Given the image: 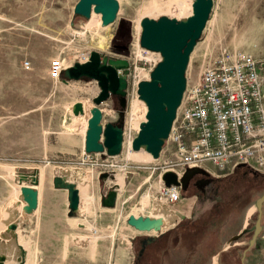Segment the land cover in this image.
I'll return each mask as SVG.
<instances>
[{
  "label": "rangeland",
  "instance_id": "374dc122",
  "mask_svg": "<svg viewBox=\"0 0 264 264\" xmlns=\"http://www.w3.org/2000/svg\"><path fill=\"white\" fill-rule=\"evenodd\" d=\"M78 1L0 0V238L9 236L5 233L6 223L17 215L13 208L18 191L15 179L35 172L41 193L46 194L52 187L54 177L65 176L76 183L81 196L80 213L75 218L83 227L75 226L71 231L67 225L70 235L64 240L65 253L46 254V264H135L141 242L147 237L159 239V244L146 249L147 243L146 256L138 264H240L251 235L235 244L229 242L244 226L251 228L255 224V202L264 194V186L245 185L255 194L245 192L243 198L230 196L223 200L222 207L226 208L216 217L221 231L215 237L201 229L191 231L189 223L179 228L183 222L198 218L197 194L182 192V202L172 210L158 203L155 169L159 161L141 162L138 159L142 157L136 156H128V165L133 167L131 174L120 170L101 179L98 170L89 168L96 157L83 162L80 156L93 99L100 92L97 82L69 81L63 74L54 81L49 76L50 62L57 58L71 67L79 63L80 55L98 52L101 58L130 57L131 73L140 81L145 80L142 65L131 54L139 42L140 20L177 18L189 12L193 0H117V18L107 27H101V19L98 26H88L90 19L75 15ZM101 42L103 49H99ZM122 44L127 50L116 48ZM222 49L264 59V0H213L207 25L190 56L186 81L190 84L197 79ZM24 63H29L28 69ZM192 66L194 75L189 77ZM79 102L84 114L74 116L71 108ZM100 108L103 124L124 126L126 109L120 110L117 97L111 96ZM135 122L138 124L139 120ZM136 153L140 155V151ZM117 160L118 164L124 162L120 157ZM118 177L121 183L116 182ZM25 183L31 185L29 181ZM110 190L116 191L117 201L113 208H106L101 201ZM10 210H14L12 216ZM250 210L252 214L248 216ZM159 211L167 220L176 219L163 231L162 239V235L140 233L127 224L129 216L155 217ZM196 219V225L204 223L205 227L211 222L208 218L204 222ZM261 226L262 238L255 247L247 249L243 264H264V205ZM3 243L6 242L0 243V256H5V264L17 262L18 256L13 257L2 248ZM10 243L12 239L6 245ZM229 249L233 253L224 256ZM40 258L39 253L32 256L35 264L42 261Z\"/></svg>",
  "mask_w": 264,
  "mask_h": 264
},
{
  "label": "water",
  "instance_id": "95a60500",
  "mask_svg": "<svg viewBox=\"0 0 264 264\" xmlns=\"http://www.w3.org/2000/svg\"><path fill=\"white\" fill-rule=\"evenodd\" d=\"M213 9V0H193L189 12L177 18L162 16L155 19L142 18L140 20L139 44L142 48L158 53L161 60L149 74V80H142L137 86V95L146 106V113L141 118L137 128L136 137L132 141L134 152L143 149L153 160H158L165 140L168 138L176 113L181 105L183 94L186 90V71L189 65L190 56L193 53L197 42L207 25ZM119 4L117 0H79L74 7V14L86 20L90 19L91 13L101 16V27L114 24ZM122 50H127L123 47ZM123 71L119 76L118 71ZM129 63L125 59L101 58L98 52H91L86 63H75L73 66L63 71V77L69 81L91 80L98 84L99 94L93 99L94 107L90 110V118L87 121V130L84 139V152L86 154L105 153L108 156H117L122 148V128L112 123L103 124V112L100 105L106 102L111 96L118 99L119 108L123 112L126 108V88ZM74 116L83 115V105L76 103L70 111ZM244 168V166H239ZM254 177L259 174L250 172ZM197 176L206 177L209 175L199 169H186L180 181L171 172H165L161 176L166 187L180 186L182 192H186L191 180ZM107 174H102L101 179H106ZM29 181L31 185H22ZM20 184V196L25 206L24 214L27 216L25 225L34 224L33 212L38 205L39 185L37 173L20 174L17 180ZM209 182H207L208 184ZM53 187L58 190L67 191L69 217H73L79 208V190L72 182L67 181L62 176L53 178ZM117 201V193L110 190L102 198V205L106 208H113ZM264 204V194L255 202L257 218L253 227V234L248 242L251 248L262 230V206ZM12 216V212H9ZM127 224L140 233L155 232L163 235L162 219L129 216ZM22 225V224H21ZM15 226L6 225V234H13ZM246 226L229 243H236L245 233ZM154 239L147 237L142 240L141 255L147 243ZM227 247L224 249L226 250ZM247 249L243 252L241 263L245 258ZM5 263V256H0V264ZM19 264H23L22 260Z\"/></svg>",
  "mask_w": 264,
  "mask_h": 264
},
{
  "label": "built area",
  "instance_id": "2783aa9c",
  "mask_svg": "<svg viewBox=\"0 0 264 264\" xmlns=\"http://www.w3.org/2000/svg\"><path fill=\"white\" fill-rule=\"evenodd\" d=\"M131 54L142 65L143 79L149 80L150 72L161 60L160 55L142 48L139 42L132 47ZM89 56L82 54L77 61L86 63ZM120 59L129 63L126 76L127 117L122 127L121 153L117 156H108L105 151L86 154L83 148L80 154L83 162L96 157L89 168L98 170L99 177L102 174L110 176L120 170H124L125 175L131 174L133 167L128 165V156L134 152L131 146L137 132L135 116L140 123L146 113L141 115L146 106L137 95L141 78L137 79L139 76L131 73L130 57ZM24 66L28 69L29 63H24ZM69 67L70 64L63 59L51 61L50 78L58 81ZM118 75L122 76L123 71L119 70ZM123 155L127 157L123 158ZM119 157L124 161L122 164H118ZM154 161H159L155 169L159 182L156 201L169 209L183 199L180 186L164 185L161 176L165 172L175 174L180 181L186 169L199 168L210 178L218 179L230 176L239 166H244L250 172L264 176V59H255L242 51L222 49L197 79L190 84L187 81L169 136L159 159ZM143 217L156 218L150 214Z\"/></svg>",
  "mask_w": 264,
  "mask_h": 264
},
{
  "label": "crops",
  "instance_id": "0c3cea01",
  "mask_svg": "<svg viewBox=\"0 0 264 264\" xmlns=\"http://www.w3.org/2000/svg\"><path fill=\"white\" fill-rule=\"evenodd\" d=\"M192 75H194V66L191 67L188 76L192 77ZM62 177L67 179L65 176ZM17 180L18 177L15 179V183H17L18 188L17 195L15 196V202H17V205L13 204V208L17 211V215L12 221L9 220L6 223V225H16L17 229L12 235L9 234L10 238L9 236H6L4 239L1 238V242L7 243L9 239H12L13 241V243H10L9 245L3 243L2 248H6L7 252L10 251L12 255L14 254L13 257L16 255L18 256L16 260L17 262H14L13 264H18V262L21 260L24 262L23 264H35V262L32 260V256L36 253H39L42 258V261H40V263L37 262V264H46L47 257H44L46 254L53 252L65 253L66 250L64 246V240L70 235L69 229L66 228V226L70 225L72 227L71 231L75 229V226L83 227V224H80L77 221L80 219L75 218L79 216L81 204L76 214L73 217H69L67 191L55 189L53 187V181L52 187L46 191V194L41 193L37 186L36 190L38 191V205L37 209L32 214L34 225L22 226L25 224L27 216L23 212L25 203L18 197L20 195L21 186L18 184ZM116 182L118 183L117 179ZM74 184L76 185V183ZM22 185H26V183L23 182ZM14 210L10 211L14 212ZM64 224L65 227L63 226ZM75 264H95V262L80 261L75 262Z\"/></svg>",
  "mask_w": 264,
  "mask_h": 264
},
{
  "label": "trees",
  "instance_id": "16d2710c",
  "mask_svg": "<svg viewBox=\"0 0 264 264\" xmlns=\"http://www.w3.org/2000/svg\"><path fill=\"white\" fill-rule=\"evenodd\" d=\"M123 47H126V45L122 44V45L116 46V48L121 49V50L123 49ZM83 80H86V79H83ZM249 184L254 185L256 188L263 187L264 186V176L259 175V177L256 178L247 169H244L242 171H240L239 169H236L233 176L229 178H225L223 180L211 178V181L208 185L203 186L200 189H196V190L194 189L192 191L193 194H197L198 196L199 202L197 206L200 208V211L198 213L199 216H197L198 218L196 219V217H193L192 220L183 222L182 224H180L179 228H182L183 226L188 225L189 223L190 226L188 227L191 228V231H194V230L197 231L198 229H201L203 233H207L208 235L211 234V236H214V237L217 236V234H219V232L221 231L220 230L221 223L217 222V218L219 217L218 216L219 214H222L223 209L226 208V207H222L225 204L223 200L226 197L228 198L230 196H234V198L236 196H238L237 198L239 197L243 198L245 192H246L245 194H248V195L255 194L252 190H249V188H246L245 185H249ZM207 218L209 219V222L210 221L211 222L206 227L204 226V223L201 225H198V224L196 225V223L194 222L195 219L196 220L200 219L204 222L207 220ZM253 227L249 228L248 226V228H246L245 233L240 237L239 240L241 241L243 238H246L247 236L250 237V235L252 237ZM164 235H162L160 239H162ZM261 238H262V233L258 235L252 247H255L258 244V242L261 240ZM158 241L159 239L153 240L152 242L148 243L146 246V249L147 247H150V245L152 244H155V245L159 244ZM146 249L141 255L137 254L136 259H135V264L141 263L142 260L145 258ZM226 253L231 254L233 252L232 250L229 249L223 255L225 256ZM223 255L221 256V259H224ZM240 264H241V259H240Z\"/></svg>",
  "mask_w": 264,
  "mask_h": 264
},
{
  "label": "bare ground",
  "instance_id": "6f19581e",
  "mask_svg": "<svg viewBox=\"0 0 264 264\" xmlns=\"http://www.w3.org/2000/svg\"><path fill=\"white\" fill-rule=\"evenodd\" d=\"M182 9V8H181ZM180 11H182V10H180ZM100 19H101V16L99 15V14H95V13H91V17H90V21H89V23L87 24L88 26H91L92 24H94V25H96V26H98L99 25V21H100ZM89 28V27H88ZM90 29V28H89ZM100 41H102V40H100ZM104 42L102 43H100L99 44V49H103L104 48ZM145 111H146V108H144L143 109V113L142 114H144L145 113ZM90 118V117H89ZM88 118V119H89ZM140 118V117H139ZM135 119L137 120V115L135 116ZM135 126H136V128H138V124L135 122ZM86 130H87V126H86ZM137 152H139V151H137ZM143 154H145V155H143ZM142 157V158H139L138 159V161H146L147 162V160H153L152 158H151V156L148 154V153H146L143 149H141L140 150V155L139 154H137L136 152H130L129 153V157H131V158H133V157ZM117 181H118V183H121V179L118 177L117 178ZM24 186V185H23ZM79 198H80V195H79ZM20 199H21V196H20ZM22 200V199H21ZM79 206H80V202H79ZM78 210H79V208H78ZM161 212L162 211H159L158 213H157V216H156V218H159V219H162V230H165V229H168L170 226H172L175 222H176V219L175 220H167L165 217H163L162 215H161ZM173 213V212H172ZM252 213H251V210H250V213L248 214V216H250ZM172 218V217H171ZM12 225H14V224H12ZM15 226V231H16V229H17V227H16V225H14ZM14 231V232H15ZM163 232V231H162ZM152 233H155V232H152ZM3 239L5 238V237H2ZM0 243H1V238H0ZM214 261H215V259H214ZM23 262V261H22ZM5 263H6V258H5ZM4 263V264H5ZM24 263V262H23Z\"/></svg>",
  "mask_w": 264,
  "mask_h": 264
},
{
  "label": "flooded vegetation",
  "instance_id": "af4514ba",
  "mask_svg": "<svg viewBox=\"0 0 264 264\" xmlns=\"http://www.w3.org/2000/svg\"><path fill=\"white\" fill-rule=\"evenodd\" d=\"M245 168H239L240 171L244 170ZM207 182L210 183V181L203 176H197L195 177L193 180H191V182L189 183L188 189L187 191H193L194 189H200L203 186L208 185ZM141 246H142V242H141Z\"/></svg>",
  "mask_w": 264,
  "mask_h": 264
}]
</instances>
